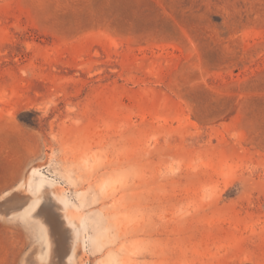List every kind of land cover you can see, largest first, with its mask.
Segmentation results:
<instances>
[{
  "label": "rangeland",
  "instance_id": "rangeland-1",
  "mask_svg": "<svg viewBox=\"0 0 264 264\" xmlns=\"http://www.w3.org/2000/svg\"><path fill=\"white\" fill-rule=\"evenodd\" d=\"M0 264H264V0H0Z\"/></svg>",
  "mask_w": 264,
  "mask_h": 264
},
{
  "label": "flooded vegetation",
  "instance_id": "flooded-vegetation-1",
  "mask_svg": "<svg viewBox=\"0 0 264 264\" xmlns=\"http://www.w3.org/2000/svg\"><path fill=\"white\" fill-rule=\"evenodd\" d=\"M42 210V209H41ZM51 223V221H49Z\"/></svg>",
  "mask_w": 264,
  "mask_h": 264
}]
</instances>
